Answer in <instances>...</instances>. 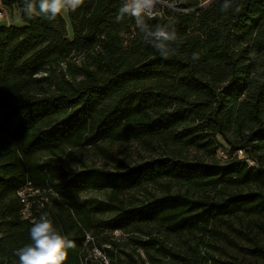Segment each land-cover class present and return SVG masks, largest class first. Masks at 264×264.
<instances>
[{
    "label": "trees",
    "instance_id": "trees-1",
    "mask_svg": "<svg viewBox=\"0 0 264 264\" xmlns=\"http://www.w3.org/2000/svg\"><path fill=\"white\" fill-rule=\"evenodd\" d=\"M224 2L158 3L149 23L174 34L164 57L134 18L116 21L121 0L66 11L71 38L62 14L29 19L21 0H0L20 23L0 26V264H19L15 251L31 243V220L44 214L73 242L61 264H82L105 204L79 194L157 184L161 194L139 206L117 201L100 222L110 234L98 245L99 264H264V0H229L222 11ZM100 138L172 150L123 171L32 160ZM192 148L211 160L188 159ZM27 183L39 195L24 219L17 192ZM234 217L247 219L240 243L230 241L237 256L215 258L200 236L225 238L212 223ZM138 221L156 230L142 232ZM120 231L131 232L124 249L112 238Z\"/></svg>",
    "mask_w": 264,
    "mask_h": 264
},
{
    "label": "rangeland",
    "instance_id": "rangeland-1",
    "mask_svg": "<svg viewBox=\"0 0 264 264\" xmlns=\"http://www.w3.org/2000/svg\"><path fill=\"white\" fill-rule=\"evenodd\" d=\"M0 26L19 25L18 15L14 11H7L0 5ZM156 10V8H155ZM154 10V11H155ZM66 20L67 36L72 37L71 27L66 16V11L62 13ZM217 141L224 143L221 137H217ZM172 148L164 146L163 141L153 142L151 145H145L140 142H114L105 138H100L92 144L83 143L80 146L71 144H62L53 151H41L32 155V160L38 163L52 162L61 166L66 171H73L71 165H78L79 170L86 168H99L109 171H123L126 166H132L136 163L148 160L153 157H160L170 154ZM188 159H200L210 161L211 154L202 152L201 150L192 148L183 153ZM224 153L221 149L216 151V158L224 160ZM215 157V156H214ZM162 184V183H161ZM164 188L160 185H149L142 189L134 191H126L121 194L112 192L111 190H94L86 189L79 194V200L89 203V205L104 203L103 209L95 213L93 218L94 227L92 232L86 234V242H88L82 253V264H99L100 248L98 245L103 244V239L110 232L99 226L101 221L111 218L115 214L113 206L117 205V201H122L125 206H139L144 203L151 195H159ZM109 206L110 208H107ZM245 218H230L229 220L212 223V227L221 233L224 237L210 239L211 237H201L207 245L205 250L211 253L215 258L225 259L227 255L237 256L233 243H240L239 231L244 229L247 223ZM228 224V225H227ZM232 227H230V226ZM137 226L142 232L156 230L154 222L138 221ZM134 229V228H132ZM239 230V231H238ZM112 237L118 244L119 249H124L125 242L131 237V232L120 231L113 233ZM174 243H179L177 238H173ZM212 246V247H211ZM114 250V249H113ZM128 250V249H127ZM114 252V251H113ZM123 255H120V257Z\"/></svg>",
    "mask_w": 264,
    "mask_h": 264
},
{
    "label": "clouds",
    "instance_id": "clouds-1",
    "mask_svg": "<svg viewBox=\"0 0 264 264\" xmlns=\"http://www.w3.org/2000/svg\"><path fill=\"white\" fill-rule=\"evenodd\" d=\"M22 11L29 19L41 18L54 21L65 11L75 12L83 0H21ZM163 0H121L115 17L117 22L125 16L134 18L143 34L144 42L150 43L161 56H167V44L174 38L159 25L153 27L149 21L154 16V10ZM229 7V0L221 5V10ZM73 171H78V165H71ZM31 243L17 249L15 255L19 264H61L66 256L65 249L73 247V242L54 225L47 214L41 215L38 220L32 221L30 228Z\"/></svg>",
    "mask_w": 264,
    "mask_h": 264
},
{
    "label": "built area",
    "instance_id": "built-area-1",
    "mask_svg": "<svg viewBox=\"0 0 264 264\" xmlns=\"http://www.w3.org/2000/svg\"><path fill=\"white\" fill-rule=\"evenodd\" d=\"M0 13H1V10H0ZM239 156L242 155V152L241 151H238L237 152ZM39 195V192L38 190H33L29 183H27L25 185V187L21 188L20 190H18L17 192V196L20 200V202L22 203L23 205V210H22V217L24 219H28L29 216H30V212H29V208L32 204V201L29 200V197H36ZM33 220H31L32 222ZM107 264V262H105Z\"/></svg>",
    "mask_w": 264,
    "mask_h": 264
},
{
    "label": "crops",
    "instance_id": "crops-1",
    "mask_svg": "<svg viewBox=\"0 0 264 264\" xmlns=\"http://www.w3.org/2000/svg\"><path fill=\"white\" fill-rule=\"evenodd\" d=\"M1 5V4H0Z\"/></svg>",
    "mask_w": 264,
    "mask_h": 264
}]
</instances>
